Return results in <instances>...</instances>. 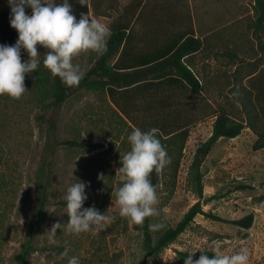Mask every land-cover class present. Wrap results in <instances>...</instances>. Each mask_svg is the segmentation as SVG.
Returning a JSON list of instances; mask_svg holds the SVG:
<instances>
[{
    "label": "rangeland",
    "instance_id": "374dc122",
    "mask_svg": "<svg viewBox=\"0 0 264 264\" xmlns=\"http://www.w3.org/2000/svg\"><path fill=\"white\" fill-rule=\"evenodd\" d=\"M131 1L94 0L102 12L94 16L110 26ZM145 1L143 17L135 22V30L140 25L145 30L148 21L157 25L162 19L176 20L177 24L171 23L172 29L193 27L207 44L195 56L199 63L196 72L204 84L202 94L190 98L184 89L175 88L177 100L187 102L186 108L181 105L183 120L190 115L197 121L190 125L176 177L172 176L171 163L160 173V212L151 216L150 225L162 227L153 228L154 235L176 225L198 201L205 212L226 219L251 212L255 215L250 228H241L198 214L174 243L147 264H184L179 251L200 248L231 255L242 247L248 249V264H264V148H253L257 139L254 131L246 126L237 137L215 143L201 165L202 196L191 168L197 147L212 133L218 110L225 108L246 124L250 115H255L252 107L257 104L251 84L253 76L264 71V30L255 27L258 12L254 0ZM160 1L168 3L163 14L150 8V3ZM38 51L43 56L48 49L38 45ZM99 56L81 53L74 62L85 73ZM21 58H29L26 50H21ZM25 85L28 90L18 100L0 96V264H17L16 256L45 190L52 204L36 234L37 250L27 264H67L73 255L79 257L80 264H141V225L120 217L119 205L114 203L123 182L120 158L130 150L127 137L136 127L106 91L74 92L53 111L41 98L36 71L26 74ZM161 93L156 97L165 96ZM144 100L140 98L141 108L133 111L140 123L150 117L144 110ZM155 111L163 112L164 107ZM257 124L262 126V120ZM54 138L92 145H58ZM78 180L86 183L88 199L84 207L94 205L101 213L110 209L102 231L79 235L67 231V208L56 202L65 199L67 188ZM56 223H61L60 229L50 239L47 230Z\"/></svg>",
    "mask_w": 264,
    "mask_h": 264
},
{
    "label": "trees",
    "instance_id": "16d2710c",
    "mask_svg": "<svg viewBox=\"0 0 264 264\" xmlns=\"http://www.w3.org/2000/svg\"><path fill=\"white\" fill-rule=\"evenodd\" d=\"M57 2H62V0H57ZM69 2L77 17L81 13H85L94 18L92 0H88L87 4L83 6L79 0H69ZM145 5V0H134L133 3L131 1L125 6L123 12L117 15L110 26L112 34L108 41L107 51L100 55L84 73L78 86H66L58 76L53 77L42 64L36 70V84L45 106L53 111L59 109L74 92L83 89L106 91L113 104L135 127L145 131L153 127L156 128L157 135L169 156L171 157L173 152H176L173 155V160L171 158L172 176L175 178L183 149L190 136V125L197 121L189 114L183 120L185 116L182 118L181 105L186 108L187 102L177 100L178 98L174 96L175 88L184 89L187 92L186 97L190 98L202 94L204 84L194 68V58L206 49L207 44L203 37L197 35L193 27L186 30H175L171 28V23L177 24V21L168 20L170 25L168 24L167 30L164 29V34L168 35V41L164 45L155 41L158 44L156 47L152 48L153 45L148 44L145 49L135 50L134 40L139 37V32H136L133 26L138 18L143 17ZM254 5L258 12L255 27L258 30H264V0H254ZM10 13L11 7L8 0H0V43L8 45L15 44L18 39V31L10 24ZM159 33L160 31L155 32V34ZM261 47L264 50V41L261 42ZM253 77L251 86L257 105H253L252 109L255 111V115H250V121L246 124L244 121L233 118L225 108H221L217 111L210 137L197 147L191 168L200 196L203 195L201 165L219 139L235 138L247 126L257 135L253 148L255 150L264 148V71L259 76L255 77L254 75ZM162 91L165 96L156 97ZM144 96H152V98L147 99ZM140 98H145L144 110L150 116L143 123H140L137 116L133 114V111L138 112V109L141 108ZM161 107H164L163 112L155 111ZM259 120H262V126L257 124ZM54 139L58 145H92L70 139ZM150 179L158 189L160 173L153 172ZM86 193L88 195L87 191ZM51 204L45 190L32 222L28 226L21 251L16 256L17 264H27L29 257L37 250L36 234L42 226L47 209ZM56 204L66 207V199L59 200ZM198 214L230 222L241 228H250L255 220L253 212L236 219L222 218L213 212H205L201 202L198 201L189 208L176 225L168 226L158 236H155L149 227L151 217H147L140 226L143 231L144 249L141 264H147L150 259L158 256L174 243L180 234L194 222ZM205 252L209 256L214 255L212 252ZM188 253V251H179L182 260H185ZM201 254L203 253L196 252L193 258L198 259Z\"/></svg>",
    "mask_w": 264,
    "mask_h": 264
},
{
    "label": "clouds",
    "instance_id": "9594fccd",
    "mask_svg": "<svg viewBox=\"0 0 264 264\" xmlns=\"http://www.w3.org/2000/svg\"><path fill=\"white\" fill-rule=\"evenodd\" d=\"M79 2L83 6L88 0ZM8 3L10 24L18 31V39L11 45L0 43V96L20 99L28 90L26 74L38 70L41 64L66 86L76 87L83 78L84 69L74 62V58L81 53L103 55L107 51L112 34L110 26L85 13L77 17L69 0H8ZM38 45L48 49L43 56ZM22 49L29 57L24 61ZM157 131L154 127L147 131L134 128L127 137L130 150L120 158L123 182L116 190L114 203L119 205L120 217L138 225H142L147 217L159 215L157 187L150 176L153 172L161 173L171 163ZM85 188L86 183L78 180L66 190V227L75 235L104 230L110 217V209L101 213L94 205L84 207L88 199ZM60 225L56 223L47 230L50 239ZM149 227L159 229L162 225ZM198 249L203 254L194 259ZM248 261L249 252L244 247L231 255L216 253L212 256L197 248L187 254L184 264H248ZM67 264H80L79 257H69Z\"/></svg>",
    "mask_w": 264,
    "mask_h": 264
},
{
    "label": "crops",
    "instance_id": "0c3cea01",
    "mask_svg": "<svg viewBox=\"0 0 264 264\" xmlns=\"http://www.w3.org/2000/svg\"><path fill=\"white\" fill-rule=\"evenodd\" d=\"M99 7L100 5L97 4V2H94V0H92V12H93L94 19H96L94 16V13L100 16L102 14ZM167 7H168V3L167 2L164 3V1H160L158 3L157 2L150 3V8L158 9L161 11L162 14L164 10L167 9ZM151 22L152 21H148L146 23L147 26L144 28L145 30H143V28L141 27L142 25L138 26V28L136 29V32H139V37L136 40H134V42L136 43V45H133L135 50H140L141 48L145 49L148 44L153 45L152 48L156 47L158 44L155 41H159V44H162V45H164V43L168 41V35L164 34V29L167 30V27L169 24L168 21L165 22L162 19L161 23L157 25H153L151 24ZM133 27H135V24ZM139 29H142V31ZM159 31H160L159 34H155V32H159ZM194 68L195 69L199 68L198 59L196 57L194 58Z\"/></svg>",
    "mask_w": 264,
    "mask_h": 264
}]
</instances>
